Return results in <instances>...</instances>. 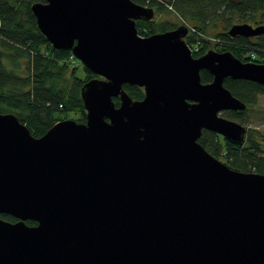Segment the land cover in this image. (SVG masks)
Returning <instances> with one entry per match:
<instances>
[{
	"label": "water",
	"instance_id": "water-1",
	"mask_svg": "<svg viewBox=\"0 0 264 264\" xmlns=\"http://www.w3.org/2000/svg\"><path fill=\"white\" fill-rule=\"evenodd\" d=\"M31 10L54 48L103 78L81 87L85 122L59 120L40 137L0 112V213L19 218H0V264H264V174L233 169L198 141L206 129L246 142L247 127L221 114L247 107L224 81L264 85V63L214 49L194 58L186 25L142 36L136 21L155 12L133 0ZM263 33L247 22L228 30Z\"/></svg>",
	"mask_w": 264,
	"mask_h": 264
},
{
	"label": "trees",
	"instance_id": "trees-1",
	"mask_svg": "<svg viewBox=\"0 0 264 264\" xmlns=\"http://www.w3.org/2000/svg\"><path fill=\"white\" fill-rule=\"evenodd\" d=\"M46 0H0V112L14 113L25 123L34 136L40 137L57 121L76 114V120L85 122V108L81 87L94 74L75 58L70 49H56L38 28L31 5ZM142 5L154 7L156 11H174L186 18L189 25L200 34L225 39L214 42L219 51H231L244 62L249 52L259 54L255 62L264 63V33L258 38L231 37L228 30L216 32L217 20L236 23L264 22V0H133ZM171 7L172 9H169ZM225 15V17H224ZM168 24V23H167ZM234 23H231V26ZM139 34L165 31L176 24H156L155 21L138 20ZM230 26V27H231ZM149 28V32L141 30ZM200 41L201 53L210 46V41L196 35L188 41ZM216 40V39H215ZM80 64L72 66V61ZM83 73L84 76H80ZM213 76L207 70L201 71L203 83ZM224 85L247 103L257 104L258 96L264 94V85L244 79L228 77ZM124 89L133 99H142L143 90L137 85L124 84ZM116 105L119 100L116 99ZM226 111L227 118L246 123L245 112ZM220 136L204 131L199 142L213 156L231 168L244 172L264 174V143L249 132L244 145L232 144ZM222 161V160H221Z\"/></svg>",
	"mask_w": 264,
	"mask_h": 264
},
{
	"label": "rangeland",
	"instance_id": "rangeland-1",
	"mask_svg": "<svg viewBox=\"0 0 264 264\" xmlns=\"http://www.w3.org/2000/svg\"><path fill=\"white\" fill-rule=\"evenodd\" d=\"M169 9H172V8L169 7ZM172 10L171 11L165 10L163 12H158V13L155 10V16L153 17V21H155L156 24H164L166 22L167 26L186 22L185 21L186 18L184 19L183 17L177 15V13L172 11ZM224 17H225V15H224ZM216 22H217V27L215 29L216 32H225L226 30H228L230 28L231 23H236L234 18L231 21H229V22H228V20L225 21V18L224 19H219ZM186 23H188V22H186ZM210 34L211 35L209 37L214 36V34H212V33H210ZM214 39H217V38H213V40H209L210 41L209 49L216 50L215 49L216 47H214V42H216V40H214ZM197 47L200 48L201 45L197 44ZM252 51H253V54H255L254 58L257 59L259 54L257 55V53L254 52L255 50H252ZM250 53L251 52H249L248 54H250ZM71 65L72 66H74V65L76 66L77 65L79 68L82 69V66L80 64H76V62L74 60L72 61ZM82 65L84 66V64H82ZM80 76H84V74L81 73ZM225 113H226V111L222 112V115L227 117V115ZM75 115L76 114H69L68 118L76 119ZM245 117H246V123L244 125L247 127V132H246V135H245L246 140L248 138L249 132L251 131L253 136L256 139H259L261 142L264 143V94H260L258 96L257 104L253 105V106H250L249 110H247L245 112ZM237 122L241 123L240 121H237ZM219 142H222L223 145L225 144L224 143V139L222 137L219 138ZM221 160L225 161V160H223L222 157H221Z\"/></svg>",
	"mask_w": 264,
	"mask_h": 264
},
{
	"label": "flooded vegetation",
	"instance_id": "flooded-vegetation-1",
	"mask_svg": "<svg viewBox=\"0 0 264 264\" xmlns=\"http://www.w3.org/2000/svg\"><path fill=\"white\" fill-rule=\"evenodd\" d=\"M145 6H148V7H151V6H149V5H145ZM153 9H154V12H155V8L154 7H152ZM157 13H158V11H156ZM155 16V15H154ZM138 21V20H137ZM137 21H136V23H137ZM143 21H147V20H143ZM148 21H153V18L151 19V20H148ZM254 26H256V25H260V24H262V22H258V23H252ZM264 24V23H263ZM180 25H186L187 26V28H188V33H187V35L184 37V40H185V42L188 44V46H189V48L191 49V52H192V55H193V57L194 58H198V57H201L202 55H204L208 50H210L209 49V47H208V49L204 52V53H201V47L200 48H198L197 47V44H200L201 45V43H200V41H188L187 42V40H188V38H189V36H191V35H196V36H198V37H204V39H206V40H213V38L212 37H209L210 35H205V34H200L199 32H197V29H195L194 27H192L191 25H189L188 23H180V24H176V26L174 27V28H171V29H168V30H172V29H175L176 27H178V26H180ZM137 27V26H136ZM138 29V28H137ZM141 30H143V31H146L147 33L150 31L149 30V28L148 29H146V28H142ZM168 30H165V31H168ZM165 31H158V32H154V33H159V32H165ZM138 32H139V30H138ZM154 33H149V35H152V34H154ZM141 35V34H140ZM149 35H145V36H149ZM143 36V35H142ZM258 36H260V35H258ZM258 36H252V37H250V38H258ZM215 40V39H214ZM216 41H218V42H224L225 41V39H222V38H217L216 39ZM216 50L218 49L217 47L215 48ZM217 51H219V50H217ZM219 52H223V51H219ZM246 58L248 59V61H250L249 60V54L246 56ZM252 62H254V61H252ZM204 70V69H203ZM202 71V70H201ZM93 73V72H92ZM94 74V73H93ZM93 78H103L102 76H99V75H96V74H94V76H93ZM92 79V78H91ZM90 80V79H89ZM89 80H87V81H89ZM86 81V82H87ZM130 85V84H129ZM124 86V85H123ZM138 86V85H137ZM124 88V87H123ZM142 90H143V92H144V89L142 88V87H140ZM128 93V92H127ZM145 95V94H144ZM116 99H118L119 100V104H120V98L119 97H115V98H113V100L115 101V104H116ZM247 104V103H246ZM116 106H119V105H116ZM247 109H249L250 108V106H248L247 105V107H246ZM245 108V109H246ZM244 109V110H245ZM225 111V110H224ZM224 111H222V112H224ZM243 111V110H242ZM222 114V113H221ZM225 117V116H224ZM204 131H207V132H211V133H214V134H216V135H218V136H220V137H222L223 139H225V137L223 136V135H221V134H217L216 132H213V131H210V130H203V132H202V135H203V133H204ZM202 137V136H201ZM200 137V138H201ZM199 141V140H198ZM224 143H225V140H224ZM0 218H2L3 220H5V221H8V222H11V223H16V222H18L19 221V218H17V217H15V216H13V215H11V214H8V213H0ZM26 222V224H28V225H30V226H34V225H37V222L36 221H34V220H26L25 221Z\"/></svg>",
	"mask_w": 264,
	"mask_h": 264
},
{
	"label": "built area",
	"instance_id": "built-area-1",
	"mask_svg": "<svg viewBox=\"0 0 264 264\" xmlns=\"http://www.w3.org/2000/svg\"><path fill=\"white\" fill-rule=\"evenodd\" d=\"M250 54H251V55H250ZM250 54H249V55H250V56H249V57H250L249 60H250V61H254V60H255V58H254V57H255V54H253V52H251Z\"/></svg>",
	"mask_w": 264,
	"mask_h": 264
}]
</instances>
